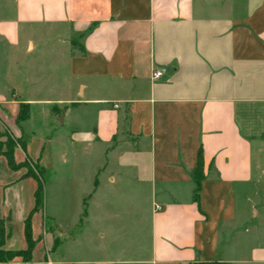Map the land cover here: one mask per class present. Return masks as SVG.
<instances>
[{"label": "crops", "instance_id": "crops-1", "mask_svg": "<svg viewBox=\"0 0 264 264\" xmlns=\"http://www.w3.org/2000/svg\"><path fill=\"white\" fill-rule=\"evenodd\" d=\"M39 31L64 45L75 96L34 98L15 57L12 76L28 85L5 98L0 69V121L23 141L19 106L29 118L44 107L92 164L44 182L35 212L36 180L0 154L3 249L26 250L27 219L33 241L30 260L10 264H264V231L244 228L264 216V0H0L1 46L30 56ZM48 140L34 151L23 141L14 160L57 177Z\"/></svg>", "mask_w": 264, "mask_h": 264}, {"label": "rangeland", "instance_id": "rangeland-1", "mask_svg": "<svg viewBox=\"0 0 264 264\" xmlns=\"http://www.w3.org/2000/svg\"><path fill=\"white\" fill-rule=\"evenodd\" d=\"M49 38L50 36L43 34L42 31H39V33L36 32L33 39L37 41V43L39 42L41 46L39 45V48H36V51L30 56L25 54L24 48L19 51V48L14 49L11 46L7 47L0 45V58H2L0 69L4 70L5 73H8V78L6 80L7 83L4 84V86L6 85V88L8 87L3 93L5 98L9 99L11 97L9 87H11L12 84H17L18 82V84H22L23 86L28 85L24 84L25 78H16L12 76L14 72L13 60L15 57L19 59L18 64H20L21 67H30L31 72L28 79L32 86L31 89L34 91L32 94L34 98L52 100L58 98L68 99L75 96L73 91L68 88L72 86L71 84L73 83V80L66 73V64L63 61H60L65 47L59 42L57 44L48 45L45 42ZM70 44L73 48H76V39H72ZM19 95L22 94L20 93ZM3 112L5 113L4 116L8 117V113L5 110ZM8 120L10 122V119ZM57 122L58 121L53 122V120L49 118L44 107L35 106L31 111L30 118L19 124L21 131H23V141L26 143L30 151H34L37 147L43 145L44 140H47V143L50 144L48 138L50 133L52 135L51 144L54 154V162L60 171V174L57 177H54L53 175L50 176V174L44 175V169L41 168L38 161H33L27 158L22 161H15L13 158L15 169H21L25 175L29 171L38 175V169L41 168L42 185L44 182L48 181L69 180V178L72 177L69 173L72 168L81 171L80 173L83 176L82 172L84 169L92 164V157L88 156V153L84 151L82 147L70 142L66 129L59 128ZM23 141L21 138H17L12 134L6 122L0 121V154L12 153L15 148L23 147ZM60 144H62V149L65 152L64 156L66 162H60L59 159L56 160L57 156L55 155L57 154L56 152H59L61 149ZM50 147V145H46V149L49 150ZM96 147L93 148V155H95L94 152L97 151ZM252 225L260 226V230L264 231V216L255 223H251V221L244 222V228H248L250 230L249 232H251ZM260 242L262 243V241Z\"/></svg>", "mask_w": 264, "mask_h": 264}, {"label": "trees", "instance_id": "trees-1", "mask_svg": "<svg viewBox=\"0 0 264 264\" xmlns=\"http://www.w3.org/2000/svg\"><path fill=\"white\" fill-rule=\"evenodd\" d=\"M29 118V105L22 104L19 106V111L16 117V124L19 125L20 123L26 121ZM3 155L9 167L11 169H15L14 162H13V152L11 153H4ZM191 180L194 184L193 190V201L198 206L199 204V194L201 191L202 182L204 181V173H203V155L201 149H199L197 154V161L196 166L190 172ZM28 177H32L37 182V190L35 192V208L34 211L42 210L43 208V185L41 180V168L38 169V175L33 174L32 172H28L26 174ZM24 237L27 244L26 250L23 251H6L3 249L6 240V232H5V222L0 220V264H10V262L17 257H20L23 262H28L30 260L31 251L33 248V241L31 238V227H30V219H27L25 222L24 228ZM199 264H219L217 262H204Z\"/></svg>", "mask_w": 264, "mask_h": 264}, {"label": "built area", "instance_id": "built-area-1", "mask_svg": "<svg viewBox=\"0 0 264 264\" xmlns=\"http://www.w3.org/2000/svg\"><path fill=\"white\" fill-rule=\"evenodd\" d=\"M164 74H165L164 68L154 69L151 73V79L159 80L163 77ZM114 108H117V105H114Z\"/></svg>", "mask_w": 264, "mask_h": 264}, {"label": "water", "instance_id": "water-1", "mask_svg": "<svg viewBox=\"0 0 264 264\" xmlns=\"http://www.w3.org/2000/svg\"><path fill=\"white\" fill-rule=\"evenodd\" d=\"M59 124V123H58ZM61 124V123H60Z\"/></svg>", "mask_w": 264, "mask_h": 264}]
</instances>
